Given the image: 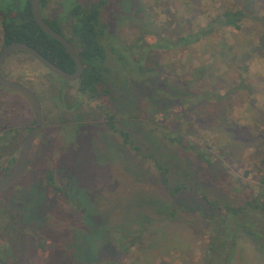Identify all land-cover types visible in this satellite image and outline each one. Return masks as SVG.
Returning a JSON list of instances; mask_svg holds the SVG:
<instances>
[{"label": "rangeland", "instance_id": "374dc122", "mask_svg": "<svg viewBox=\"0 0 264 264\" xmlns=\"http://www.w3.org/2000/svg\"><path fill=\"white\" fill-rule=\"evenodd\" d=\"M94 1L97 0H48L46 12L48 17L59 18L67 32L72 21L70 10L74 3L88 4ZM224 1L215 0L216 4ZM208 2L209 0H132V4L125 8V1L118 5L117 0H110L103 15L109 24L104 38L108 53L106 64L111 68L110 83L106 86L109 94H102L97 99L90 98L92 94L89 92H83L79 96L75 84L67 86L72 88V93H69L68 89L66 95L59 98V95L54 93L50 79L54 75L63 84L64 80L54 73L52 75L32 54L15 51L6 58L2 66L3 76L25 84L37 92L41 96L42 108L51 122L58 121L55 118L62 114L58 107L61 104L59 102L63 101L59 99L62 98L66 101L64 106L67 109L80 105V111L77 112L84 115L82 119L93 120L89 123L93 126L88 135L77 144L81 147L80 158L77 160L79 174L74 177L78 188H75L77 197H73L69 202L59 201V198L50 200L52 196L46 199L44 186L39 179L41 173L36 175L34 180L30 178L25 181L27 178H23V181H19L26 188L33 181L35 188L20 192L16 197L9 196L10 201L7 196L4 199L0 197V203L6 200L9 204L7 207L1 206L4 210H0V234L4 236L3 245L7 249H16L17 264H35L39 259L40 245L46 238L49 246H53L57 261L59 254L56 252V243L62 248L72 243L73 248H76V245L84 240L87 244L86 250L74 258L77 264H125L122 262L123 254L119 250L121 246L117 244L125 234L140 228L145 229V234L135 239L136 245L133 249L142 251L143 254H140L139 258L136 257L137 261L130 262L131 264H203L212 230L209 215H213L212 218L215 217L218 221L220 215L213 210L211 214L206 213L203 209H207L205 203L191 191L179 193L181 198L170 197L168 186L161 181L162 174L155 159L157 157L170 168L169 177L172 184L187 181L193 185L195 180L202 181L206 177V170L199 172L183 150L178 147L175 149V145L168 144L161 134L151 131L154 126L145 125L151 121L137 118L135 113H153L152 110H146L145 107L151 105L143 103V100H148L155 94V88L163 89L162 85L187 92L185 85L183 89L178 86L180 82L176 76L196 68L202 70L203 79L214 89L219 87L225 92V87L231 84L237 86L240 82V72L243 71L238 58L243 56V62L248 64V68L242 74L252 92L249 93L246 87H240L223 100L211 99L205 102V105L198 103L194 107L187 105L188 116L183 118L181 124L184 134L197 146L208 149L212 154H219L221 149L230 148L229 161L219 159V162L236 180L243 178L245 169L251 168V164L257 161L256 153L264 147V23L261 21L264 19V0H230L239 6L248 2L252 15L258 14V17L246 19L244 28L240 31L231 28L218 30L213 40L197 43L190 50L178 48L172 54L167 50L153 51L154 58L164 64L166 72L141 76L142 79L137 80L143 81L144 86L142 83L135 87L129 84L131 78L130 75H125V62L118 60V56L113 52L122 50V44L136 41L144 34L175 39L185 33L192 24L206 22L203 11L207 9ZM191 5L195 7L190 9ZM140 6L145 10L151 6L152 13H137L136 9ZM1 29L0 21V51ZM224 45H231L236 56L233 60H227V63L214 54L211 57V48L217 50L219 46ZM152 83L154 85L150 87ZM185 83L190 84L188 81ZM200 88L198 86L192 90L197 91ZM177 94L180 95L181 92L170 91L164 101L170 105ZM52 95L55 96L54 103L57 108L54 115L52 112L55 106L48 102ZM0 101L4 102L0 105V126L22 125L26 132V129L33 125L32 109L22 95L6 90L0 93ZM4 109L12 112V118L2 114L1 110ZM85 109H91L92 115L86 116ZM112 122L118 131L112 127ZM120 131L129 133L128 143ZM53 132L57 135L56 127ZM68 136L70 137V134ZM53 140L56 142L58 139L53 137ZM44 141L45 136L36 145V152L31 158V170L36 165L41 166V156L46 151L42 144ZM46 145L49 147V154L45 156H52V153L57 156L61 144ZM1 157L6 158L3 153H0ZM206 185L199 190H204L212 199H218L219 193ZM195 198L200 204L194 202ZM218 200L220 202V198ZM221 200L224 201V198ZM235 200L237 201L236 197L233 201ZM16 204H21L19 206L24 209L18 216L21 225L17 241L15 234L14 237L10 236L7 230L3 229L15 226L16 222L14 225L11 221L6 223L11 218L5 214L10 212L13 206L19 207ZM44 205L47 206L41 210L39 207ZM76 205L80 211L74 216L76 209L73 207ZM170 205L177 208V211L174 216L168 218L163 213L169 211ZM3 215L6 216L5 219ZM98 219L100 221L96 225L94 222ZM133 238L132 235L128 239ZM238 253L236 264H264L263 257L248 236L242 237ZM52 256L46 250L40 260L41 264H45L49 257L52 261Z\"/></svg>", "mask_w": 264, "mask_h": 264}, {"label": "trees", "instance_id": "16d2710c", "mask_svg": "<svg viewBox=\"0 0 264 264\" xmlns=\"http://www.w3.org/2000/svg\"><path fill=\"white\" fill-rule=\"evenodd\" d=\"M31 1L0 0L2 48L14 41L28 43L65 70L73 72L76 69L75 60L60 41L48 35L37 24L33 16ZM47 1L41 0V6L43 7ZM122 1H125V8L128 7V4H132V0H117L116 4L119 5ZM109 2L110 0H97L88 4L77 2L74 3L70 10L72 21L68 27L70 32L68 40L78 49L79 56L84 63V70L81 74L82 90L96 97L102 94H109V89L106 86L110 83L109 71L111 68L109 64H106L108 63V53L104 45V38L108 32L109 24L103 16ZM161 3L165 2L161 1ZM194 7L192 6L190 9ZM136 12L139 14L145 12L147 15H150L152 8L150 6L149 9L145 10L143 6H140L136 9ZM203 13L206 15L205 23L201 24L198 22L195 25L192 24L185 33L175 39H170L166 36L162 37L161 35L152 37L144 34L136 41L122 44V50H115L113 53L115 56H118V60L125 62V68H127L125 75L128 74L131 78L129 84L135 87V85L142 83V86H144L145 83L143 81L137 80L142 79L141 76L166 72L164 64L154 58L153 51L161 50L164 52V50H167L172 54L178 48L190 50L197 43L213 40L218 30L231 28L234 31H240L244 28L243 25L246 19L258 17V14L252 15L253 13L248 7V2L239 6L237 3L230 2V0H225L220 4H216L215 0H209L207 9ZM261 21L264 23V19H261ZM48 22L57 31L62 32L58 20ZM219 47L217 50L210 49L211 57L214 54L226 61V63L227 60H233L236 57L231 45ZM242 57H239L238 60L241 62L240 67L245 72L248 64L243 62ZM243 71L240 72L239 84L237 86L231 84L225 87V92H222L218 86V88L214 89L212 85L203 79L204 74L200 68L184 72L177 75L176 79L180 82L178 84L180 88L183 89L186 86L184 89H188L186 90L187 92H183L185 90L181 91V89L177 90L176 88L171 89L169 85H162L163 89L155 88V94L148 100H143V103L147 102L148 105H151L145 107L146 110H152L153 113H143L142 111V113H135V117L151 121V123L146 122L145 124L148 127L150 125L154 126L151 131L155 134H161L168 144L175 145V149L178 147L183 150L184 154L188 155L190 163L195 165L199 172L202 173L204 169L206 170V177L202 176L204 177L202 181L196 182L195 180V186L187 181L172 184L169 177L170 168L157 157L155 159L156 166L162 174L161 181L168 186L167 191L170 197L181 198L179 193L191 191L205 203L207 209L204 207L203 209L206 213L211 214L213 210V212L217 211L215 213L220 215L219 221L215 217L212 218L213 215H209L210 222H212V230L203 264H236L243 236H248L253 241L255 249L264 259V147L256 153L255 157L257 161L251 164V168L245 169L244 179L241 178L238 181L219 162V159L224 162L229 161L230 148L221 149L219 154H212L208 149L205 150V148L197 146L192 139L183 133L181 127L183 118L188 116L187 105L194 107L198 103L205 105V102L211 101V99L223 100L225 97L232 95L234 91L239 90L240 87H246L248 92L251 93L252 89L243 78ZM187 81L190 84H186L185 82ZM130 85L129 87H131ZM153 85L152 83L150 87H153ZM198 86L201 87L199 90H192ZM170 91L175 93L181 92V94L174 96L172 99L173 103L168 105V102L164 101V97L168 96ZM248 107L250 108L251 105ZM112 127L118 131L114 123H112ZM120 132H122L121 134L124 136L125 142L128 143L130 138L129 133L125 131ZM48 181L51 185L50 187L63 195L64 198L60 197L59 201L69 202L74 197L73 193L56 183L52 176L48 178ZM206 183L211 189L219 193L220 202L219 198H215L216 200L212 199L204 190H199ZM233 197H236L237 201H233ZM196 198L194 202L196 201L200 204ZM223 198L224 201L221 200ZM74 209H76V212L80 211L78 205ZM176 209L170 205L169 211L163 214L170 218L175 215ZM202 214L204 215L203 211ZM89 215H91L90 212ZM136 231L125 234V237H122V241L118 242V244L115 242L121 246L119 250L123 254L122 262L125 264L137 261L136 257L139 258L141 257L140 254H143L142 251H135L133 248L136 245L135 239L145 234V229L140 228ZM132 235L134 238L129 240L128 238ZM49 244V242L48 244L43 242L40 245L39 259L34 262L35 264H41L40 260L46 250L49 251V254L53 255V260L56 261H51L49 257V264L51 262L57 264H77L74 258L84 252L87 246L84 240L82 243L77 244L76 248H73L72 243L65 248L56 243L57 251H54L59 254L57 261L53 252V246H49ZM86 264H93V262H87Z\"/></svg>", "mask_w": 264, "mask_h": 264}, {"label": "flooded vegetation", "instance_id": "af4514ba", "mask_svg": "<svg viewBox=\"0 0 264 264\" xmlns=\"http://www.w3.org/2000/svg\"><path fill=\"white\" fill-rule=\"evenodd\" d=\"M46 5H47V3H45V5L43 7L41 6V11H42L44 18L46 19L47 22L58 20L59 26L62 29L61 33L68 39V37L70 35L69 30L67 31L68 33L64 30V25H63L64 23L59 18L48 17L47 12H46ZM72 45L78 52V49L74 46L73 43H72ZM48 59H50V58H48ZM52 62L55 63L56 65H58L56 62H54V61H52ZM59 67H61V66H59ZM76 68H77V64H76ZM47 69L50 70L49 68H47ZM62 69H64V68H62ZM50 72L53 75L54 72L51 70H50ZM59 78H61V77H59ZM61 80H64L65 84H63L62 81H60L54 75L50 79V83L52 84V88L54 90V93L56 96L59 95V98L66 95V92L69 89L67 86H71V84H75L77 86L76 92L78 93L79 96H81L82 93L84 92V90H82L83 87L81 85V77L77 81L65 80L62 78H61ZM6 90H9V89H6V88L2 89L0 86V93L3 91H6ZM68 92L72 93V88H70L68 90ZM35 93L37 94V96L41 102V96L37 92H35ZM54 97L55 96L52 95V97L49 98V100H48L49 104H53L55 106V108L52 112V115L56 114L54 112L57 109L56 105L54 103V100H55ZM90 98L97 99L96 96H92V95L90 96ZM24 100L30 106V104L28 103V101L25 98H24ZM59 100H61V101L63 100L62 102H59L61 104H59L58 107H59V111H62V114L64 116L62 114L58 115V117L55 118V119H58V121L51 122V120L48 119V115H46V112H44V110L42 108L43 127H42L40 134L38 135V137L33 142V145L31 147V151H30L28 164H27L26 168L24 169V171L20 174V176L12 184H10L8 187H6L2 191H0V197L1 198L4 199L7 196V198H9L7 200L10 201L9 196L16 197L20 192H22V193L28 192L30 188H33V187L35 188V183H32L33 181L30 183V185L27 188L25 186H23L21 183H19V181H23L24 180L23 178H27L25 181L30 180V178H32V180H34L36 175H39L40 173H41V176L39 179L42 183L41 185L44 186L46 199L49 198V196H52V198L50 200H53V199L56 200V198L63 197V195L60 192H57L52 187H50L51 185L49 184V181H48V178L50 176H52V178L56 181V183H58L61 187L66 188L69 192L73 193V195L76 194V195H74V197H77V192L75 193V188L76 189H78V188L76 187V182L74 181V177L79 174L78 173L79 165L77 163V160L80 158V153H81V147L77 146V144H80L81 139L84 138L85 135H88L89 130L92 129V126H93V125H89V123H91L93 120L92 119H85V120L82 119L84 115L83 114L81 115L80 113H78L80 111L79 110L80 105L74 109L73 108L67 109L64 106V104L66 103L64 98L59 99ZM64 101H65V103H64ZM57 103H58V101H57ZM1 104L3 105L4 102L0 101V105ZM41 106H42V103H41ZM30 108H31V106H30ZM77 110H78V112H77ZM84 111L87 112V114H85L86 116L92 115L91 109H89V110L85 109ZM1 112L5 116L12 118V112L11 111L4 109V110H1ZM105 112H106V110H105ZM106 115H107V113H106ZM32 121H33V125L30 126L29 128H27L26 132L24 131V129H23L24 126H22V125L21 126H13V125L5 124V125L0 126V153H3L6 156L5 159L2 157L0 158V179L4 175H6L7 172L14 165V163H15V161H16L19 153H20V149H21V146L23 144L24 139L33 129L34 124H35L34 113H33ZM107 123L108 122L106 121V124ZM55 125H57V126H55ZM54 127H56L57 135H55V133L53 132ZM64 128H66V129H64ZM64 132H67V133L64 134ZM68 134H70V137L68 136ZM43 136H45V141L42 144H44L43 147L46 149V151L43 154V156H41V161H42L41 166L36 165L31 170L32 155L34 154V152H36L35 151L36 145L38 144L39 140L42 139ZM53 137H56L58 140L56 142H54ZM46 144H61V148H59V150L57 151V153H58L57 156H53L52 152H51L52 156H45L46 154H49V147H47ZM70 149H71V151H70ZM1 165H4V166H1ZM39 167H41V168H39ZM8 191L10 192L9 194L7 193ZM51 194H53V195H51ZM49 201L47 202V204L49 203ZM8 205L9 204L6 202V200L4 201V203H0V210H2V209L4 210V208H2V207H7ZM16 205L19 206L21 204H16ZM46 206L47 205H44V206H41L39 208H41V210H43ZM13 207L14 208L10 212L7 211L5 214V215H9V217L11 218V220L6 221V223L11 221L13 223V225L15 224V222H16V224L14 227L3 228V229L7 230L8 234L10 236L12 235L14 237L16 235L15 240L17 241L18 240L17 237L19 234V228L21 225V222H19L18 216L21 215V211H24V209L22 208V206H19V207L13 206ZM74 207L76 208V206H74ZM76 213L79 214V212H75L74 216L76 215ZM15 216H16V219H14ZM68 216H70V215H68ZM3 217L5 219L6 216L3 215ZM0 218H2V217L0 216ZM99 221L100 220L98 219V221H96L94 223H96V225H97L98 224L97 222H99ZM38 235H39V233H38ZM3 238H4V236L2 237V234H0V259L3 260L4 262H6L7 264H17V262H15L16 261V257H15L16 256L15 255L16 249L15 250H14V248L12 250L7 249L3 245V240H4ZM44 243L48 244L47 238L44 240ZM45 264H48V260H46Z\"/></svg>", "mask_w": 264, "mask_h": 264}, {"label": "water", "instance_id": "95a60500", "mask_svg": "<svg viewBox=\"0 0 264 264\" xmlns=\"http://www.w3.org/2000/svg\"><path fill=\"white\" fill-rule=\"evenodd\" d=\"M31 5H32L33 16L37 24L40 26V28L44 32H46L48 35L52 36L53 38L57 39L64 45L66 50L75 60L77 64V68L74 72H68L62 69L61 67H59L58 65H56L55 63H53L44 54H42L37 48L25 42H20V41L10 42L1 49L0 51V86L2 89L6 88L11 91L19 93L28 101L34 113L35 124L31 132L24 139L23 144L20 149V153L14 165L7 172V174L4 175L0 179V191H2L6 187H8L10 184H12L20 176V174L24 171L29 161L30 151H31L33 142L38 137L43 127L42 106H41V102L37 94L25 84H22L14 80L7 79L3 76L2 66H3L5 59L11 53L15 51L28 52L32 54L35 58H37L43 65H45L47 68L53 71L56 75H58L62 79L71 80V81H77L81 77V74L84 70V63L81 57L79 56V53L77 52V50L73 47L72 43L61 32L53 28L44 18L42 11H41V0H32ZM0 264H7V263L0 259Z\"/></svg>", "mask_w": 264, "mask_h": 264}]
</instances>
